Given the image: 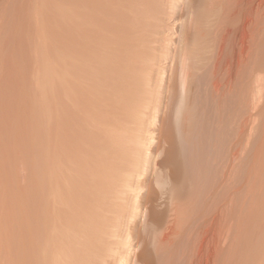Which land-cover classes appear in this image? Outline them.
<instances>
[{"label":"rangeland","instance_id":"1","mask_svg":"<svg viewBox=\"0 0 264 264\" xmlns=\"http://www.w3.org/2000/svg\"><path fill=\"white\" fill-rule=\"evenodd\" d=\"M263 181L264 0H0V264L261 244Z\"/></svg>","mask_w":264,"mask_h":264},{"label":"bare ground","instance_id":"2","mask_svg":"<svg viewBox=\"0 0 264 264\" xmlns=\"http://www.w3.org/2000/svg\"><path fill=\"white\" fill-rule=\"evenodd\" d=\"M120 42V41H118ZM110 43V42H109ZM246 43V42H245ZM106 46V45H105ZM122 46V45H121ZM119 49V48H118ZM121 52V51H120ZM246 53V52H245ZM108 55V54H107ZM244 55V52H243ZM239 56V55H238ZM63 57V56H62ZM239 58V57H238ZM63 60V58H62ZM123 62V61H122ZM108 65V64H107ZM120 75V74H119ZM217 87V85H216ZM263 161V160H262ZM260 174V173H259ZM258 174V175H259ZM262 177V176H261ZM259 182V181H258ZM264 182V181H263ZM253 184V183H252ZM255 187V186H254ZM257 187V186H256ZM57 193V192H56ZM253 193V192H252ZM251 194V192H250ZM53 195H57V194H53ZM66 195H62V197L59 195V197L63 198ZM69 196V195H67ZM58 198V196H56ZM92 198V197H91ZM60 198H58V200H56V203L58 204V206L60 207V205L63 203L64 199H67V202L64 201L65 203H63L64 206H66L65 204L67 203V208L65 207L64 211V206L62 207L63 209H61V207L58 209L57 204H56V209L59 210L56 212H54L55 214L59 215L60 212H62L63 214H65L67 216V213L69 212V206H68V202L69 199H71L70 197L68 198H63L59 201ZM78 199V198H77ZM80 199V198H79ZM88 200V199H87ZM251 200V199H250ZM60 203H58V202ZM74 201V200H73ZM93 203V202H92ZM60 204V205H59ZM74 204V203H73ZM86 206V205H85ZM73 207V206H72ZM83 209V208H82ZM89 209V208H88ZM62 210V211H61ZM73 210V209H72ZM55 211V209H54ZM79 211V210H78ZM67 212V213H65ZM90 212V211H89ZM61 213V214H62ZM53 214V213H52ZM90 214V213H89ZM65 215H59V221H61L63 219L64 222V218L66 217ZM91 215V214H90ZM60 216H65L64 218H60ZM220 216V215H219ZM61 219V220H60ZM66 219V218H65ZM214 220L211 221L210 225L212 227H209V229L206 232V235L204 236V240L202 242H200L199 244H195L191 254L189 255V258L186 259V261H183L184 264H264V239L261 240V244H258V241L260 239H258V241H256V244L254 245L252 240H249V242H245V241H239L236 245L234 246H229L226 248V246H223L221 241H219L217 237L218 234V230H217V224H218V219L217 218H213ZM57 220V221H58ZM71 220V219H70ZM76 222V220H75ZM83 222V221H82ZM79 223V222H78ZM83 224V223H82ZM70 226V225H69ZM77 226V225H76ZM96 227V226H95ZM261 229V228H260ZM65 231V230H64ZM262 234L264 233L261 232ZM260 233V235H262ZM76 234V233H75ZM57 236H61V233H59ZM68 236V235H67ZM74 236V235H73ZM264 236V234H263ZM71 237V236H70ZM67 239V238H66ZM251 242V243H250ZM55 247V246H54ZM64 247V246H63ZM56 251V250H55ZM64 251L62 249L57 250V252L54 254L55 257L49 259L52 261L47 260L48 262H50V264H63L62 263V255L61 252ZM66 252V251H65ZM69 252V251H68ZM45 254V253H44ZM225 256V257H224ZM47 259V258H46ZM224 259V260H223ZM47 262V264H48ZM52 262V263H51ZM64 262V261H63ZM177 262V261H176ZM182 263V262H181ZM65 264V262H64Z\"/></svg>","mask_w":264,"mask_h":264}]
</instances>
